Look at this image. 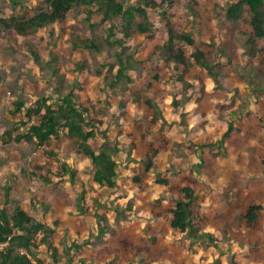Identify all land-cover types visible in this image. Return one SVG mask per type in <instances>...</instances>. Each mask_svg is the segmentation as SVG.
Returning a JSON list of instances; mask_svg holds the SVG:
<instances>
[{
    "label": "rangeland",
    "instance_id": "1",
    "mask_svg": "<svg viewBox=\"0 0 264 264\" xmlns=\"http://www.w3.org/2000/svg\"><path fill=\"white\" fill-rule=\"evenodd\" d=\"M121 1L130 6L137 0ZM235 1L179 0L167 9L175 28L193 34L196 46L214 61L218 72L214 79L199 66L191 67L186 81L202 83L200 89H191L197 92L192 98L173 65L160 57L167 38L163 7L148 13L153 33L134 31L124 39L125 51L108 45L111 24L115 28L109 40L123 38L118 23L91 29L85 6H74L64 24L28 36L0 29L4 78L0 85V209L12 210V204L4 202L10 188L11 199L31 216L51 226L57 223L55 243L61 253L67 242L83 246L70 253L73 264H124L100 250L125 252V247L149 249L125 264H233V260L263 264L264 64L260 52L252 55L248 13L237 23L226 19L227 6ZM47 5V0H0L1 17H30ZM97 20L95 13L92 22ZM92 37L101 52L73 45ZM255 44L261 50L264 39ZM118 52L129 62L126 77L120 80ZM127 76L133 79L131 83ZM71 89L102 123L95 126L98 135L92 146L98 148L106 138L119 141L115 192L94 184L89 160L65 134L44 146L2 139L6 128L22 119L14 109L17 99L30 106L39 96L49 95L57 107ZM174 97L180 106L172 104ZM38 121L34 116L28 126ZM229 124L234 126L232 133L222 144ZM25 129L21 127L20 132ZM155 150L160 153L153 158L154 167L146 171L145 163L139 161ZM66 167L68 173L63 171ZM190 170L200 181L199 200L193 205L197 225L203 234L217 238L218 250L202 242L187 243L184 235L170 227L180 179ZM165 171L167 186L157 183L156 176ZM136 176L139 184L130 179ZM96 199L106 206L96 209ZM254 200L263 205L258 220L250 226L241 223V218L235 221ZM99 218L105 228L101 235ZM224 232H232L237 240L228 245ZM127 240L131 245L123 246ZM39 257L49 259L44 246Z\"/></svg>",
    "mask_w": 264,
    "mask_h": 264
},
{
    "label": "trees",
    "instance_id": "2",
    "mask_svg": "<svg viewBox=\"0 0 264 264\" xmlns=\"http://www.w3.org/2000/svg\"><path fill=\"white\" fill-rule=\"evenodd\" d=\"M12 2L16 3V0H12ZM178 3L179 0H161L160 2L156 0H137L128 6L121 0H47V8H41L30 17L18 18L11 16L6 18L1 17L0 12V29L3 31L13 30L18 35L28 36L50 25L64 24L74 6H85L87 7V22L91 29L107 22L115 21L118 23L123 38L109 40L115 28V24H111L107 41L108 45L118 46L125 51L124 39L130 38L134 31L142 34L153 33L148 13L155 11L158 7H163L167 38L161 47L160 57L173 65L176 77L182 87L189 92L191 89H195L196 86L200 89L199 85L202 84L199 80H197V85H194V82L186 81V74L191 67L194 65L199 66L214 79L217 78L218 72L214 61L196 46L193 34L186 30L176 29L167 16V9L175 7ZM246 12L249 15V26L251 27L252 40L249 45L252 47V55L260 52L264 64V47L257 50L255 44V41L264 39V0H237L232 2L227 6L226 19L231 23L240 22ZM95 13L98 15V20L92 22V16ZM73 45L96 52L102 51V47H100L95 37L75 41ZM117 59L119 65L117 79L120 80L123 76L126 77V64H129V62L125 63L122 54L119 52L117 53ZM77 67L81 69L80 65ZM155 79L159 80L160 78L156 75ZM127 80L131 83L133 79L127 76ZM3 81L4 78L0 70V85ZM196 94V91H191L188 98H192ZM172 104L176 107L180 106L176 97L173 98ZM14 109L17 114H21L22 119L6 128L2 134L3 140L7 138L17 143L25 141L37 146H44L49 145L53 139H60L65 134L68 139L72 140L77 152L89 160L93 171L94 184L103 191L115 192L117 190L120 167L117 158L120 151L119 141L115 140L113 142L106 138L98 148L95 149L92 146L91 142L98 135L95 126L99 127L102 123L92 112L91 107L84 106L82 102H79V95L76 90L71 89L65 95H62L60 104L57 107L50 103L49 95H41L30 106H26L24 100L17 99L14 102ZM34 116H37L39 121L28 126ZM21 127H26V129L20 132ZM233 127V124H229L228 129L222 136L223 138L220 140L222 144L230 137ZM159 153L158 150H155L139 161L145 163L146 171L154 167L153 158L157 157ZM262 164L264 169V158ZM63 169L64 173H68L67 167ZM70 175L74 178L75 173L72 172ZM167 175L166 171L156 173L157 183L167 186L169 182ZM130 179L136 184L141 182L139 176ZM180 181L182 185L177 190L179 195L176 198L174 197V204L170 210L172 215L170 227L184 235L187 243L202 242L208 247L212 246L218 250L221 248V244L217 238L211 234H203L197 225V216L193 208V205L199 200L197 185L200 181L197 174L194 170H190L184 173ZM10 191V188L6 189L4 202L6 205L12 204V210L9 211L6 207L0 209V264H73L70 253L79 251L83 246L76 241L67 242L66 247L63 245V253H61L55 243L57 223L55 226H51L45 221L31 216L20 204L11 199ZM100 195L102 196L103 193H100ZM82 205L85 206V203L83 202ZM94 206L98 209L106 206V204H102L100 199H96ZM79 207L81 212L85 211L81 204H79ZM262 209L263 205L259 201H251L248 203L247 210L241 215V219L245 221L247 226L253 225L258 220L259 212ZM95 214L99 215L98 212ZM98 220L101 235L105 229L104 220L102 218ZM224 234L228 235L226 236L229 242L228 245H231L234 241H231L230 234H227V232H224ZM129 243L130 241L124 242L123 246ZM41 246L45 247V252L48 254L49 259L47 261L39 257ZM122 249L125 252L121 250L110 252L104 249L100 251L101 254H107L117 259V261L121 260L124 264L126 262L133 263L138 255L149 252L148 248L140 247L131 249L125 247ZM64 255H67L66 259H64ZM232 262L233 264H239L236 260Z\"/></svg>",
    "mask_w": 264,
    "mask_h": 264
},
{
    "label": "crops",
    "instance_id": "3",
    "mask_svg": "<svg viewBox=\"0 0 264 264\" xmlns=\"http://www.w3.org/2000/svg\"><path fill=\"white\" fill-rule=\"evenodd\" d=\"M198 174L201 175V173H198ZM198 178H199V177H198ZM233 203H234V202H232V204H233ZM247 207H248V205L246 204L244 211H243L242 213H240L239 218H238V217L235 218V221H238L240 218H242L241 215L247 210ZM171 218H172V215H171ZM171 218H170V221H171ZM170 221H169V222H170ZM241 223H244V224L246 225L245 221H243V220H241ZM228 233H229L230 236H231V241H235V240H237L236 238H234V235H233L232 232H228ZM169 242H171V240L168 239L167 243H169ZM238 243H239V242H238ZM198 244H199V243H198ZM209 247H212V246H209ZM209 247H208V248H209ZM238 247L241 248V246H238Z\"/></svg>",
    "mask_w": 264,
    "mask_h": 264
}]
</instances>
